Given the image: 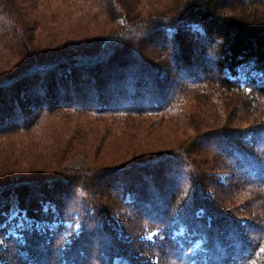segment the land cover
Listing matches in <instances>:
<instances>
[{
  "label": "trees",
  "instance_id": "16d2710c",
  "mask_svg": "<svg viewBox=\"0 0 264 264\" xmlns=\"http://www.w3.org/2000/svg\"><path fill=\"white\" fill-rule=\"evenodd\" d=\"M225 1L190 0L177 15L139 28L127 17L125 0H107L124 31L104 37L96 55L34 57L17 75L0 80V137L27 127L44 111L166 114L186 90L212 84L240 94L244 101L237 107L245 114L260 108L242 128L215 129L195 138L215 154L206 162L208 172L181 150L168 148L133 158L134 164L101 168L100 184L93 187L67 175L56 182L23 179L4 172L7 165L0 163V193L15 194L23 214L9 232L5 223L11 205L0 204V264H115V259L123 264L259 263L264 219L251 223L220 214L221 206L213 205L204 186L207 177H216V187H222L225 174L228 183L263 195L255 200L264 206V79L258 75L264 72V20L227 14ZM20 4L31 11L32 0H0V18L12 16ZM0 29H6L3 19ZM143 38L158 55L120 48ZM38 74L39 83L33 82ZM208 107H197L198 113L210 115ZM117 209L124 211L127 238H119L109 223Z\"/></svg>",
  "mask_w": 264,
  "mask_h": 264
},
{
  "label": "rangeland",
  "instance_id": "374dc122",
  "mask_svg": "<svg viewBox=\"0 0 264 264\" xmlns=\"http://www.w3.org/2000/svg\"><path fill=\"white\" fill-rule=\"evenodd\" d=\"M106 1L32 0L29 12H25L26 4L12 8V16L5 14L0 18L6 28L0 29V80L17 75L34 57L57 60L80 54L96 55L104 37L124 31L119 16L107 7ZM188 1L125 0V8L132 23L142 28L150 20L177 15ZM224 4L227 14H245L264 20V0H226ZM145 41L131 39L121 43L120 48H135L143 51L144 56L158 55V49L149 47ZM163 60L161 57L159 62ZM32 79L39 83L41 75ZM239 101H244L240 94L223 91L212 84L206 89L186 90L185 98L175 109L160 115L96 116L85 110L44 111L27 127L0 137V163L7 165L4 172L23 179L41 177L40 180L56 182L67 175L93 187L100 184V178L96 177L101 168L134 164L133 158L143 154L154 156L168 148L167 151L181 150L184 158L208 172L210 164L206 162L215 154L197 144L195 138L211 130L238 129L251 123L260 108L247 115L238 109ZM200 106H209L211 114L202 116L198 113ZM215 171L224 174L221 169ZM223 176L226 182L223 181L222 187H216V177H207L204 181V186L208 184L205 192L210 193L213 205L221 206L218 207L220 214L234 221L244 218L251 223L264 219V206L255 200L263 195L252 188L230 184L227 175ZM17 198L15 194L0 193V204L11 205L5 223L9 232L20 225L23 215L15 205ZM13 209L17 210L15 214ZM109 223L119 238L128 237L123 210H115ZM199 244L195 243L193 248ZM258 254L259 263L264 264V247ZM115 264L123 263L115 259Z\"/></svg>",
  "mask_w": 264,
  "mask_h": 264
},
{
  "label": "snow or ice",
  "instance_id": "6c2138e0",
  "mask_svg": "<svg viewBox=\"0 0 264 264\" xmlns=\"http://www.w3.org/2000/svg\"><path fill=\"white\" fill-rule=\"evenodd\" d=\"M193 27H194V28H198L197 25H194ZM258 75H259L262 79H264V72L258 73ZM260 148H261L262 150H264V144H261V145H260ZM16 211H17L16 209H13V210H12V214H15Z\"/></svg>",
  "mask_w": 264,
  "mask_h": 264
}]
</instances>
